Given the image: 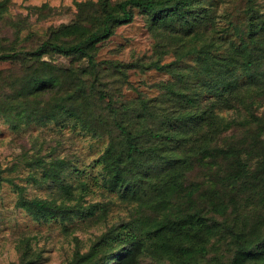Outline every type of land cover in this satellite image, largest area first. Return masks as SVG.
I'll return each instance as SVG.
<instances>
[{
	"label": "rangeland",
	"instance_id": "rangeland-1",
	"mask_svg": "<svg viewBox=\"0 0 264 264\" xmlns=\"http://www.w3.org/2000/svg\"><path fill=\"white\" fill-rule=\"evenodd\" d=\"M96 1L11 0L0 7V47L26 50L43 39L75 42L98 27L91 5ZM118 1L105 4L115 9ZM190 7L187 19L175 18L167 26L151 23L134 8L131 21L114 25L105 40L88 45L93 62L51 50L40 56L49 68L29 55L0 58V70H11L2 76L34 70L58 78L56 86L35 98L19 94L15 105L6 102L7 116L0 113L2 175L20 186L0 178V264H123L125 257L119 261L118 255L129 251L130 233L143 241L134 264H229L236 233L246 245H259L264 236V0H194ZM71 23L83 30H64ZM246 52L254 60L251 84ZM153 60L170 65L143 68ZM228 76L238 78L240 86L223 92L215 123L222 133L213 136L215 126L204 124L163 144L174 155L207 144L205 157L192 156L174 183L159 174L139 181L135 197L124 192L128 182H137L123 162L109 156L122 147L124 136L108 99L123 107L118 111L122 123L140 134L146 126L169 128L167 115L223 101L214 81ZM170 89L197 95L198 101L184 106ZM101 90L107 99L99 97ZM58 96H72L82 106L48 122L27 120V107L54 108ZM143 102L152 117L135 114ZM58 179L76 186L72 194ZM22 199L48 200L51 209L39 211ZM218 201L222 212L214 209ZM194 213L216 224L203 254L181 252V242L172 240L168 228V222ZM182 241L186 245L191 239Z\"/></svg>",
	"mask_w": 264,
	"mask_h": 264
},
{
	"label": "trees",
	"instance_id": "trees-1",
	"mask_svg": "<svg viewBox=\"0 0 264 264\" xmlns=\"http://www.w3.org/2000/svg\"><path fill=\"white\" fill-rule=\"evenodd\" d=\"M11 0H0V7L10 4ZM194 0H119L115 9H110L106 6L105 0H98L91 2L94 6V14L96 15L93 23H99L98 27L89 31L79 40L63 44L55 40L43 39L35 47L26 50H6L0 47V58H21L22 55H29L33 60L39 61L41 68H49L51 63L40 59V56L48 50L58 52L64 55L80 54L86 56L90 62H93V55L88 51V45L95 44L105 40L112 32L114 25L127 23L133 18V9L138 8L146 13L151 23L157 25H169L175 18L187 19L191 14V4ZM196 18V14H193ZM64 30L73 32L83 30V27L77 23H71L64 27ZM243 48L247 49V45L243 42ZM250 52H246L244 60L247 70L246 79L248 84H251L256 77L249 71L250 66L254 60L248 57ZM170 63H159L157 60L150 61L143 68L154 67L155 69H167ZM6 71L0 70V79L3 80V85L0 87V113L6 115V102L15 105V99L18 95H33L35 98L39 93L52 89L57 85L58 78L55 75H46L43 72L36 73L31 70L29 73L4 75ZM9 72V73H10ZM216 86H219L220 94L223 92L236 91L239 86L238 78L222 77L214 81ZM168 86V85H167ZM171 88V87H170ZM10 90V91H9ZM81 90H84L82 86ZM9 91V92H8ZM170 92L180 96V101L184 106H194L198 101L197 95H189L179 93L174 89ZM101 99H107V94L102 90L99 91ZM226 98L223 94V101L218 100L214 102H207L206 105L198 108L195 111L178 112L165 116L166 122H169L170 127L146 126L143 127L142 133L132 132L122 121L118 118V111L123 109L120 106H114L111 99H108L107 106L113 115V121L119 131L123 134V145L116 151L109 154L115 157L119 162H123L128 170L131 172L137 183L128 182L124 186V192L129 196L135 197L137 194V185L139 181H146L151 176L165 174L169 180L174 181L182 176L183 171L192 164L191 157L204 158L207 144H203L198 148V151H191V154L174 155L170 150L166 149L163 144L169 141H177V134H181L186 130L193 131L200 129L207 124L215 126L217 118L219 119L218 108L224 106ZM54 108L44 105H31L25 110V117L29 121L48 122L55 119L59 112H64L68 115L75 114L82 105L78 104L75 98L69 96L67 98L53 97ZM126 109V108H125ZM140 111H135L137 116L143 118L152 117L153 113L148 109L143 102ZM173 121L174 123H170ZM171 130H176L172 132ZM223 128L219 125L213 127L211 134L213 136L222 133ZM153 140L150 143H145L143 139ZM0 178L20 188V186L9 177L2 175V168L0 167ZM59 186L66 193L72 194V190L76 188L72 183L66 182L63 179H58ZM114 183H120L118 175L114 177ZM125 194V193H124ZM25 205H31L37 210L48 212L51 209V203L43 199H22ZM214 209L217 212H222L224 207L219 201L214 203ZM168 228L172 231L175 242L179 241V250L183 253H205L208 251L207 242L215 234L216 224L210 223L205 216L200 213L189 214V216H181L168 222ZM158 232V231H157ZM131 239L126 243L129 246V251H121L119 253V261L123 259V264H134L136 256L143 248V241L135 238L131 234ZM187 237L191 241L186 245L183 244V239ZM238 241L237 247L234 249L229 257V264H247L249 261H258L264 264V236L258 241L257 247H250L245 244L240 233H236ZM168 246V245H166ZM117 256V258H118ZM23 264H28L25 261Z\"/></svg>",
	"mask_w": 264,
	"mask_h": 264
}]
</instances>
